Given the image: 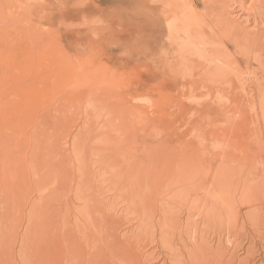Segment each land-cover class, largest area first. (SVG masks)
Wrapping results in <instances>:
<instances>
[{"label": "rangeland", "instance_id": "1", "mask_svg": "<svg viewBox=\"0 0 264 264\" xmlns=\"http://www.w3.org/2000/svg\"><path fill=\"white\" fill-rule=\"evenodd\" d=\"M68 197L88 261L264 264V0H0V264Z\"/></svg>", "mask_w": 264, "mask_h": 264}, {"label": "bare ground", "instance_id": "2", "mask_svg": "<svg viewBox=\"0 0 264 264\" xmlns=\"http://www.w3.org/2000/svg\"><path fill=\"white\" fill-rule=\"evenodd\" d=\"M134 178H136V177H134ZM135 181H133V183ZM132 185L134 186V184H132ZM162 188H163V186H162ZM69 192L73 193L75 195L77 201L82 202L83 208L89 206V203L99 202L98 199L94 200L92 196L85 195L84 193H82V191H79L78 189H76V191L71 189ZM79 196H80V198H79ZM60 198H62V196ZM60 198L58 199V202H60ZM69 199L70 198L68 197L67 200L65 201V203H67L66 209H64L65 215L63 214V208L62 207H60V208L58 207V209H56L55 231H54V235H52L53 239H54V244L52 246L51 251H50V249H48V250L46 249L43 251L44 254L45 255L50 254V256H51L50 259L53 262V264H102L101 262L103 261L102 258L104 256V254H107L106 256L112 257L114 250H116L118 248L117 247L116 249L112 250V242H107L109 239H112V241H115V239H116L115 229H117V225L115 223H117V221H114L113 219L109 218L108 217L109 215H107L108 218L104 217L105 220H104L103 226H105L108 229V230H105V232H104L106 235V237L104 238L106 247L104 250L99 251L100 255L98 256V258H96L94 261H88L85 258L87 249L85 250V247H83L81 245V240L83 239V237L88 238V236L85 235L86 225L82 224L80 222V220H75L73 222V219H72V213L73 212L71 213V208L69 206V204H71V200H69ZM83 208H82L81 215L86 216V217H90L91 221L93 220L92 218L100 216V214H98L96 211H94V212L88 211V210H85ZM102 218L103 217H101L100 219L102 220ZM87 220H89V219L87 218ZM125 223H126V221H125ZM127 223H128V221H127ZM166 223H171V222L169 219V215L165 211L164 213H162L161 219L158 222V224L161 225V227L164 231H166L165 229H167ZM167 230H169V229H167ZM78 237H80V239H78ZM92 237L93 236H89V238L91 239L89 242V245L87 246L89 248L92 246L91 245L93 242ZM100 238L103 239L101 233H100ZM136 238H138V237H136ZM128 239H130V238H128ZM87 251H89V250H87ZM118 251H119V249H118ZM102 254H103V256H102ZM45 258H46V256H45ZM48 258H49V256H48ZM126 262H128V261H126ZM103 264H108V261H105ZM176 264H180V263H176Z\"/></svg>", "mask_w": 264, "mask_h": 264}]
</instances>
